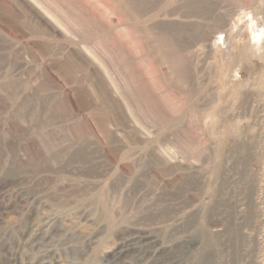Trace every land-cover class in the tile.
<instances>
[{
    "label": "rangeland",
    "instance_id": "rangeland-1",
    "mask_svg": "<svg viewBox=\"0 0 264 264\" xmlns=\"http://www.w3.org/2000/svg\"><path fill=\"white\" fill-rule=\"evenodd\" d=\"M191 1L0 0V264H264V0Z\"/></svg>",
    "mask_w": 264,
    "mask_h": 264
},
{
    "label": "bare ground",
    "instance_id": "bare-ground-1",
    "mask_svg": "<svg viewBox=\"0 0 264 264\" xmlns=\"http://www.w3.org/2000/svg\"><path fill=\"white\" fill-rule=\"evenodd\" d=\"M122 3H124V5H130L131 6V9H134V11L135 12H137V13H141V12H143V11H145V9H148L147 8V6H148V4L149 3H154V2H158V0H120ZM193 1V0H192ZM191 1V2H192ZM189 2H190V0H189ZM196 2V1H195ZM194 1H193V4L192 5H195L194 3H195ZM151 3V4H152ZM202 4V3H201ZM156 6V5H155ZM188 5H187V3H186V7H187ZM196 6V5H195ZM195 6H194V9H195ZM129 7V6H128ZM189 7V6H188ZM192 9H193V6L191 7ZM128 12H129V10H128ZM146 12V11H145ZM144 12V13H145ZM143 13V14H144ZM129 14V13H128ZM139 15V14H138ZM183 20V19H182ZM167 44V43H166ZM162 51V50H161ZM165 53H167V52H165ZM165 53H163V54H165ZM167 55V54H166Z\"/></svg>",
    "mask_w": 264,
    "mask_h": 264
}]
</instances>
